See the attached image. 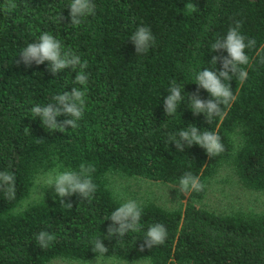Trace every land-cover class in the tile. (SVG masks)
<instances>
[{
  "label": "trees",
  "instance_id": "obj_1",
  "mask_svg": "<svg viewBox=\"0 0 264 264\" xmlns=\"http://www.w3.org/2000/svg\"><path fill=\"white\" fill-rule=\"evenodd\" d=\"M72 2L0 0V173L15 177L11 200L5 195L8 185L0 181V264L94 257L149 264H264V212L218 214L193 202L223 166L243 187L264 191V0H90L94 14H77L75 25ZM141 26L154 40L138 51L132 36ZM233 29L244 36L249 57L239 66L248 74L243 81L232 64L225 67L231 56L224 45ZM43 33L60 41L62 58L78 62L53 72L51 61L25 60L23 49ZM204 70L236 99L224 105L198 84L196 74ZM81 72L86 84L76 82ZM172 87L180 88L181 98L169 114ZM73 90L85 93L83 105L76 99L54 100ZM195 100L215 103L221 114L213 110L209 118L206 108L195 111ZM49 104L54 112L61 110L54 122L63 128H49L32 112ZM73 105L81 110L80 119L63 111ZM193 126L201 137L206 131L217 134L223 151L212 155L206 146L190 143ZM44 173L53 179L72 173L81 183L90 179L95 188L88 197L79 191L60 196L54 183V189L44 186L34 196ZM110 173L181 189L187 175L199 177L205 187L197 192L189 184L184 208L139 205V231L109 237V226L120 227L111 214L124 203L111 189ZM156 223L165 226L167 237L148 248L146 231ZM41 231L55 237L47 248L36 239ZM96 239L106 252L93 251Z\"/></svg>",
  "mask_w": 264,
  "mask_h": 264
},
{
  "label": "clouds",
  "instance_id": "obj_2",
  "mask_svg": "<svg viewBox=\"0 0 264 264\" xmlns=\"http://www.w3.org/2000/svg\"><path fill=\"white\" fill-rule=\"evenodd\" d=\"M15 7V5H11ZM71 7V16L73 17V24L75 25L77 22L75 17L77 14L80 15H90L94 14V5L90 4V0H73L70 5ZM132 38L135 40L137 44V50L141 47H147V42L150 40H154V37L149 28L141 26L134 33ZM244 36L240 35L237 30H229L226 43L224 47L227 48L229 55L231 56L230 61L225 62V67L228 64H232L233 68L238 72V77L241 81L247 78V72L239 67L240 65H247L249 63V57L245 55L244 48L246 47L243 43ZM216 44H213V49L216 48ZM25 60L29 57L36 58L37 63H42L44 60H48L52 62V71L56 72L57 70L68 67L70 65L74 66L78 62V58L68 59L67 56L61 57V43L57 39H55L49 33H43L39 39L38 43H30L27 45L25 49H23L21 53ZM216 63V58H213ZM264 63V61H262ZM87 66V62L82 67ZM225 78V80L231 79L228 76L227 72H221L220 74ZM197 83L202 85L205 89H207L214 97L220 98V102L224 105H228L230 101H234L236 97L233 95L232 91H229L228 87L220 83V80L217 76L210 70L199 71L196 74ZM88 77L84 75L82 72L77 75L76 82L81 84L87 83ZM175 84V82H173ZM171 96L167 99V112L172 114L175 111V102L179 100L180 97V88L172 87L170 89ZM85 93L77 90H73L71 95L64 94L55 96L54 100H59L61 103L65 101L76 99L80 100L83 105L84 101L81 97ZM193 108L195 111H205L209 114V118H211V113L213 110H216L217 114L220 115L221 111L217 108L215 103L209 102L206 106L202 104L199 100L193 101ZM64 112L70 113L74 115L77 119H80L82 116V112L75 105L73 106H65L63 109ZM32 112L35 115H41L43 121L46 126L49 128H56L62 126H58L54 122V116L60 115L61 110L57 108L55 112L52 109V106L49 104L47 107L36 106L32 109ZM67 123H72V121H67ZM77 127V124H73V128ZM192 136L190 137V143L195 142L199 143L202 146H206L208 152L212 155L219 154L223 151V145L220 143V138L214 132H205L201 137L196 135V128L193 126ZM179 135L183 138H189V133L186 131H181ZM175 137H173V140ZM179 143V141H177ZM83 169V165H81ZM86 171V170H85ZM0 181H3L5 185L8 187L5 190L6 197L11 200L15 196V177L14 174L11 173H0ZM48 183H56L57 184V193L60 196L70 194L71 192L79 191L85 197H88L90 192H92L95 188V185L92 183L90 179H86L84 182H79L76 179L75 174L72 173H64L59 175L55 179L50 178ZM182 185V190L188 191V185L191 184V190L200 192L204 189V184L199 181V177L190 178L187 175L181 179L180 181ZM67 185V187H65ZM140 219H141V208L137 204L136 201H128L123 203L120 207H118L112 214L111 220L118 222L120 227L115 229L111 226L108 228V236L110 237L114 233H118L120 237H123L126 231H139L140 229ZM146 246L151 248L153 245L163 244L167 237V230L163 224H153L146 231ZM36 239L39 245L42 248H47L49 243L54 241L55 237L47 232L41 231ZM145 245H142V248ZM93 251H98L100 253H104L107 251L105 245L101 242L100 239H96L94 241Z\"/></svg>",
  "mask_w": 264,
  "mask_h": 264
},
{
  "label": "rangeland",
  "instance_id": "obj_3",
  "mask_svg": "<svg viewBox=\"0 0 264 264\" xmlns=\"http://www.w3.org/2000/svg\"><path fill=\"white\" fill-rule=\"evenodd\" d=\"M50 174H42L34 185V196L39 195L44 186L50 190L55 184L48 183ZM112 191L124 203L136 201L138 205L154 203L171 209L184 208L189 200V192L179 186L153 181L143 177H127L117 173L108 175ZM193 202L207 210L218 214L235 211L264 212V191H254L241 185L237 176L228 166H223L208 180L206 191L201 199ZM48 264H149L146 260L125 261L113 257H94L86 261L55 259Z\"/></svg>",
  "mask_w": 264,
  "mask_h": 264
}]
</instances>
